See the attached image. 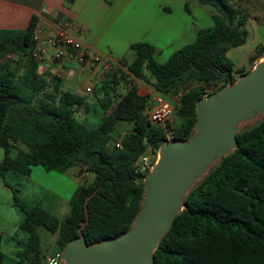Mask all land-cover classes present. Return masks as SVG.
Instances as JSON below:
<instances>
[{"label": "trees", "instance_id": "obj_1", "mask_svg": "<svg viewBox=\"0 0 264 264\" xmlns=\"http://www.w3.org/2000/svg\"><path fill=\"white\" fill-rule=\"evenodd\" d=\"M240 1L199 0L216 11L213 26L198 31L192 43L165 63L155 60L154 46L132 45L134 58L125 65L127 70L112 68L94 90L104 115L96 127L75 116L77 108L88 109L84 97L58 89L47 92L48 83L37 73L39 62L32 56L37 18L24 31H0V149L4 151L0 177L13 191L15 206L25 216L20 229L28 234L18 264H43L41 226L57 234L60 251L79 236L83 223L88 244L130 229L144 193V176L136 174V164L149 149L156 154L166 141L164 129L148 120L151 97L140 95L136 82L152 86L169 102L181 94L168 128L175 140L187 141L197 121L196 103L205 89L221 85V90L236 80L227 54L248 37V14ZM9 54L26 59L25 75H17ZM263 56L260 47L251 62ZM122 79L127 85L118 94ZM38 96L41 99L35 103ZM120 122L130 123L132 130L114 137ZM237 140L239 148L187 196L186 208L154 253L155 264H264V119L238 133ZM75 164L95 179L76 188L69 215L63 219L42 206L27 207L6 181V173L28 178L40 167L63 174ZM3 259L0 249V264Z\"/></svg>", "mask_w": 264, "mask_h": 264}, {"label": "crops", "instance_id": "obj_2", "mask_svg": "<svg viewBox=\"0 0 264 264\" xmlns=\"http://www.w3.org/2000/svg\"><path fill=\"white\" fill-rule=\"evenodd\" d=\"M239 4L248 14L245 24L248 38L245 44L230 49L227 54L234 66L232 76L235 79L252 69L260 59L251 62V58L258 48L264 47V0H241ZM215 14L212 7L201 5L199 0H0V31H24L33 17L37 18V25L43 23L48 29L61 27L73 32V28H77L73 33L86 47L100 54L113 69L124 70L134 58L132 45L150 44L157 53L166 52L169 58L192 43L198 31L212 27ZM249 43L252 44L247 52L237 59L233 51L244 49ZM7 58L20 73H17L19 77L26 74L25 58L19 54H9ZM37 73L47 81L48 93L53 94L58 89L79 95L86 93L87 87L97 88L102 70L101 65L86 68L69 62L62 66L47 62L38 64ZM136 86L142 96L158 95L146 83L137 81ZM3 158L4 151L0 162ZM73 169L75 176L82 166L75 164L63 174L67 175ZM73 188L69 192H74ZM53 195L61 198L59 194ZM64 198L68 202V197ZM1 206L14 219L17 217L18 223L13 220V230L17 231L25 216L15 206L13 191L0 177Z\"/></svg>", "mask_w": 264, "mask_h": 264}, {"label": "water", "instance_id": "obj_3", "mask_svg": "<svg viewBox=\"0 0 264 264\" xmlns=\"http://www.w3.org/2000/svg\"><path fill=\"white\" fill-rule=\"evenodd\" d=\"M187 141L164 142L144 177L141 208L129 230L88 244L83 228L62 250V264H155L154 253L185 200L212 170L239 148L237 134L264 119V56L234 82L196 103Z\"/></svg>", "mask_w": 264, "mask_h": 264}, {"label": "rangeland", "instance_id": "obj_4", "mask_svg": "<svg viewBox=\"0 0 264 264\" xmlns=\"http://www.w3.org/2000/svg\"><path fill=\"white\" fill-rule=\"evenodd\" d=\"M156 1L160 2L161 0ZM251 44L252 43H249V45L247 44L244 49L242 48L238 49V51H233L236 52L235 57L237 59L240 58L244 52H247ZM168 59L169 58L166 52L157 53L155 55V60L159 63H165ZM234 64L237 65L235 62ZM17 73L20 74L18 70ZM104 77H102V80ZM126 85L127 84L125 80L122 79L121 84L117 86V93L123 94L125 92L124 88ZM79 95L85 98L88 109H85V107L77 108L75 110V116L77 120L88 125L89 127L98 126L104 115L101 107L99 106L98 99L95 96L94 90L89 94L82 92ZM103 97V95L100 96V98ZM39 99H41V96L36 97L34 99V102L37 103ZM170 103L173 105V107L174 105H176V102L173 100H170ZM130 130H132V125L130 123L120 122L113 136L116 137L117 135L125 134ZM12 151L16 152L17 149L13 148ZM2 153L3 150L0 149V157ZM147 153H151L152 155H154V152L150 149L147 151ZM74 171L75 169L68 172L67 175H64L55 172H46L42 168L36 167L33 169L31 177L28 178H16L12 173H6L5 176L6 181L14 189H16V193L19 199L23 203H25L27 207L32 208L36 205H39L56 217L63 219L69 215V201L74 193L69 192V189H72L74 187L75 189L73 188V191H75L78 186L83 185L84 183L91 184L95 179V175L93 173H86L83 171H80L79 174L74 173L75 176H73L72 174ZM53 193L59 194L61 198L55 197ZM64 197H68L67 200L69 203L65 202L66 199ZM10 216H12L10 212L5 211L1 206L0 249L4 255L2 264H18V262L20 261L18 253L22 251L28 240V234L20 229V226L17 231L13 230V220L15 221V223H18V220L17 217L16 219H14V216ZM6 219L7 221H5ZM38 235L40 240V248L46 255L45 257L50 256L57 251H60L57 245V234H53L45 227L41 226L40 228H38Z\"/></svg>", "mask_w": 264, "mask_h": 264}, {"label": "built area", "instance_id": "obj_5", "mask_svg": "<svg viewBox=\"0 0 264 264\" xmlns=\"http://www.w3.org/2000/svg\"><path fill=\"white\" fill-rule=\"evenodd\" d=\"M76 30L77 28H73V32ZM73 32L61 27L48 29L43 23H39L33 35L32 56L39 64L53 62L62 66L69 62L86 68L101 65L100 79L102 80V77L106 76L112 69V65L104 62L102 56L90 47H86ZM220 87L221 85L207 87L204 97L218 91ZM85 91L89 94L93 91V87H87ZM180 97L181 94L176 96L174 101L177 103ZM146 114L152 124L164 129L165 142L175 141L172 131L168 128V123L173 120L174 107L168 100L159 94L150 98L146 107ZM157 157V153L154 155L147 152L143 154L136 164V174L145 177L151 171ZM61 253L62 251H57L45 257L43 264H62Z\"/></svg>", "mask_w": 264, "mask_h": 264}]
</instances>
